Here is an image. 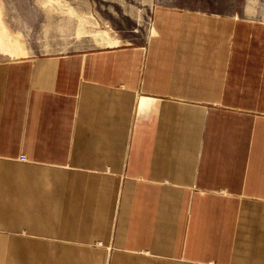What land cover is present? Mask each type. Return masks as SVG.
Returning <instances> with one entry per match:
<instances>
[{
  "label": "crops",
  "instance_id": "0c3cea01",
  "mask_svg": "<svg viewBox=\"0 0 264 264\" xmlns=\"http://www.w3.org/2000/svg\"><path fill=\"white\" fill-rule=\"evenodd\" d=\"M247 12L160 3L142 43L0 60V264H264Z\"/></svg>",
  "mask_w": 264,
  "mask_h": 264
},
{
  "label": "rangeland",
  "instance_id": "374dc122",
  "mask_svg": "<svg viewBox=\"0 0 264 264\" xmlns=\"http://www.w3.org/2000/svg\"><path fill=\"white\" fill-rule=\"evenodd\" d=\"M160 3L264 18V0H0V60L142 43Z\"/></svg>",
  "mask_w": 264,
  "mask_h": 264
},
{
  "label": "built area",
  "instance_id": "2783aa9c",
  "mask_svg": "<svg viewBox=\"0 0 264 264\" xmlns=\"http://www.w3.org/2000/svg\"><path fill=\"white\" fill-rule=\"evenodd\" d=\"M22 158H23V159H26V157H25V156H22Z\"/></svg>",
  "mask_w": 264,
  "mask_h": 264
}]
</instances>
